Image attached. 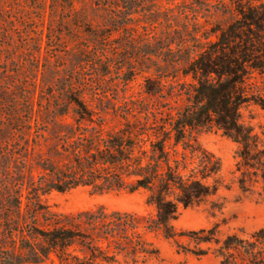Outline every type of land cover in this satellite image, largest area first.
<instances>
[{
    "label": "rangeland",
    "instance_id": "374dc122",
    "mask_svg": "<svg viewBox=\"0 0 264 264\" xmlns=\"http://www.w3.org/2000/svg\"><path fill=\"white\" fill-rule=\"evenodd\" d=\"M245 1L0 0V198L15 195L19 188L24 194L30 191L40 174L39 161L51 157L49 149L64 135L60 125L76 115L71 97L102 116L106 130L119 127L125 113L179 109L184 98L178 87L169 92L174 79L165 76L177 73L183 62L166 65L164 59L203 45L211 30L237 19L234 5ZM160 80L165 84L162 94L149 95L147 88L160 89ZM253 82L264 103V75ZM241 113L242 121L261 134L264 106L251 103ZM198 140L220 159L222 185L208 201L181 207L174 226H218L221 238L264 229V190L259 183L241 188L237 143L217 129L200 132ZM42 198L62 213L97 207L153 213L145 190L97 192L80 186ZM147 237L158 248L156 256L136 261L120 256L108 264H220L215 244L197 245L181 237V248L161 235ZM7 242L1 235V250L8 249ZM199 247L207 254L184 250Z\"/></svg>",
    "mask_w": 264,
    "mask_h": 264
},
{
    "label": "trees",
    "instance_id": "16d2710c",
    "mask_svg": "<svg viewBox=\"0 0 264 264\" xmlns=\"http://www.w3.org/2000/svg\"><path fill=\"white\" fill-rule=\"evenodd\" d=\"M234 9L237 19L211 30L203 45L164 59L166 65L183 62L177 73L165 76L176 82L169 92L178 87L184 98L175 112L125 113L119 127L106 130L102 116L82 99L70 98L76 115L60 125L64 135L49 149L51 157L39 161L30 191L19 188L0 198V236L8 241L5 251L0 245V264H108L120 256L136 261L158 254L149 233L181 248V237L215 244L220 264H264V229L221 238L218 226L178 230L173 224L181 207L208 201L222 185L220 159L201 146L202 131L220 130L237 143L241 188L259 183L264 190V128L255 132L241 113L251 103L264 106L253 82L264 75V0L236 3ZM159 86L146 92L162 94V80ZM80 186L97 192L145 190L153 213L104 207L62 213L43 201L45 193ZM184 250L207 254L200 247Z\"/></svg>",
    "mask_w": 264,
    "mask_h": 264
}]
</instances>
